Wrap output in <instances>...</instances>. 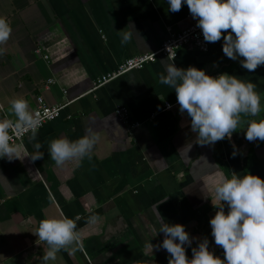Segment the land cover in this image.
<instances>
[{
	"label": "crops",
	"instance_id": "0c3cea01",
	"mask_svg": "<svg viewBox=\"0 0 264 264\" xmlns=\"http://www.w3.org/2000/svg\"><path fill=\"white\" fill-rule=\"evenodd\" d=\"M0 17L12 28L0 55V119L9 116L15 97L25 98L31 110L37 96L48 105L64 104L34 141L26 135L16 143L21 159L0 158V264H43L46 245L34 233L42 219L64 216L76 222L81 247L60 251L48 264H168L167 251L152 247L164 239L160 214L197 238L192 247L207 237L209 250L218 249L209 223L217 210L215 183L233 171L264 179V142L245 139L246 122L264 119V66L244 69L224 55L223 40L208 43L203 53L191 44L176 49L177 67L251 81L261 97L260 114L244 117L231 140L201 146L179 105L163 108L176 102L174 89L158 82L168 57L158 55L92 89L124 58L157 49L168 28H185L193 19L186 4L172 13L167 0H0ZM126 27L136 35L122 45L118 32ZM118 107L137 125L118 120ZM89 127L98 137L91 160L56 166L50 141L76 140ZM35 143L44 155L33 161ZM92 214L100 218L95 225L87 222ZM186 252L191 259V247Z\"/></svg>",
	"mask_w": 264,
	"mask_h": 264
},
{
	"label": "clouds",
	"instance_id": "9594fccd",
	"mask_svg": "<svg viewBox=\"0 0 264 264\" xmlns=\"http://www.w3.org/2000/svg\"><path fill=\"white\" fill-rule=\"evenodd\" d=\"M167 4L172 13L179 12L186 4L204 41L223 40L224 55L233 61L239 59L244 69L254 72L264 66V0H167ZM125 29L118 32L122 45L130 43L136 35L131 27ZM11 33L6 18L0 17V55L5 53L3 46ZM174 60L175 55L169 51L167 60L161 61L166 75L161 74L158 82L174 89L179 113L190 117L191 131L197 133L196 144L213 146L225 138L231 140L237 128L245 123L244 117L260 114L261 97L251 81L245 82L228 73L211 76L195 66L180 68ZM8 113V117L0 119V158L12 161L21 159L22 145L16 144L14 138L27 134L34 141L41 126V115L32 111L23 97L10 100ZM246 123L245 139L264 142V119ZM97 139L95 130L89 127L76 140L66 136L51 140L48 154L58 167L85 158L91 160ZM188 146L191 148V144ZM34 147L37 151L31 155L33 161L44 155L39 152V143ZM236 155L234 150L232 156ZM212 195L211 201L217 210L209 221L211 236L215 245L223 249V258L209 250L207 237L192 247L197 238L191 237L184 225L165 222L161 214L158 233H163L164 239L152 247L167 251L168 264H264V179L250 173L240 176L233 171L231 178L222 176L215 183ZM99 219L92 214L87 222L95 225ZM34 235L46 245L43 264L56 260L62 250L73 254L81 247L77 224L66 216L42 219ZM186 246L191 247V259Z\"/></svg>",
	"mask_w": 264,
	"mask_h": 264
},
{
	"label": "built area",
	"instance_id": "2783aa9c",
	"mask_svg": "<svg viewBox=\"0 0 264 264\" xmlns=\"http://www.w3.org/2000/svg\"><path fill=\"white\" fill-rule=\"evenodd\" d=\"M187 16H189V14ZM196 24L197 21L192 19L190 23L181 30L173 31L168 28L166 37L161 41L157 49L148 53L131 55L124 58L116 65L115 69L100 75L99 78L93 82L92 89L115 79L125 72L140 70L144 65L154 62L158 55L168 57L169 51L171 54L175 55L176 49L185 44H191L198 52H206L208 49V43L204 41L202 31L196 27ZM48 82H51V80ZM34 100L35 104L32 111L40 113L41 125H43L45 122L56 119L59 116L62 107L64 106V104L48 105L44 102L41 96L35 97ZM173 104L178 103L175 102L171 104L169 102H164L163 108L166 110L170 109L168 105L172 106ZM114 113L118 120H120L123 124H126L128 128L137 125V123L131 124L127 121L126 111L123 108H116ZM26 135H24L22 138H14V142L17 143L21 141ZM225 211L227 212V209H225ZM210 251H213L217 256L223 255V250L220 247L216 250Z\"/></svg>",
	"mask_w": 264,
	"mask_h": 264
}]
</instances>
